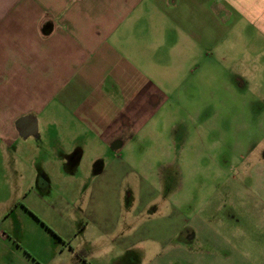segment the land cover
<instances>
[{"label": "crops", "instance_id": "crops-1", "mask_svg": "<svg viewBox=\"0 0 264 264\" xmlns=\"http://www.w3.org/2000/svg\"><path fill=\"white\" fill-rule=\"evenodd\" d=\"M243 88L264 90V0H0V182L23 183L0 260L25 232L22 264H260L228 229L122 228L109 206L162 116L219 120Z\"/></svg>", "mask_w": 264, "mask_h": 264}, {"label": "rangeland", "instance_id": "rangeland-1", "mask_svg": "<svg viewBox=\"0 0 264 264\" xmlns=\"http://www.w3.org/2000/svg\"><path fill=\"white\" fill-rule=\"evenodd\" d=\"M240 91L238 102L226 94L224 115L219 120L209 116L210 123L204 124L192 116H162L147 137L137 140L136 165L127 172V186L110 188L109 206L117 210L114 222L119 221L122 228L171 225L192 230L204 223L211 229H228L241 236L243 250L257 256L260 264L264 261V90L256 89V94L246 88ZM1 182L0 227L12 201L10 195L23 190L18 179ZM73 189L57 187L54 191L67 194ZM79 190L83 195L93 194L91 187ZM120 191L124 197L132 194L139 198L130 206L125 203L120 211ZM134 208L140 213L135 219ZM30 231L37 233L33 228ZM28 238L23 232L21 239L8 241L18 252L14 264H22L18 259L31 240ZM38 240L43 239L36 234L34 242ZM9 261L3 259L0 264Z\"/></svg>", "mask_w": 264, "mask_h": 264}]
</instances>
